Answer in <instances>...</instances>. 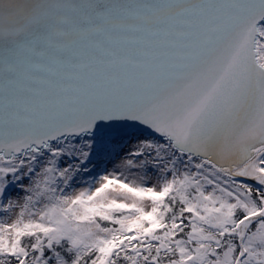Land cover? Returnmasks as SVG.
Returning <instances> with one entry per match:
<instances>
[{
  "label": "snow or ice",
  "instance_id": "1",
  "mask_svg": "<svg viewBox=\"0 0 264 264\" xmlns=\"http://www.w3.org/2000/svg\"><path fill=\"white\" fill-rule=\"evenodd\" d=\"M0 264H264V0H0Z\"/></svg>",
  "mask_w": 264,
  "mask_h": 264
}]
</instances>
